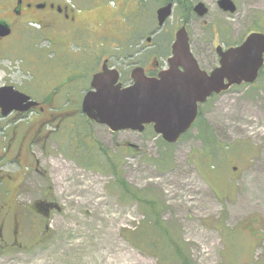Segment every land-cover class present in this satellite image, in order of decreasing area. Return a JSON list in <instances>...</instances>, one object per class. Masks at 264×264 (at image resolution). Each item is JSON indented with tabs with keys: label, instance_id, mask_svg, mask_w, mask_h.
<instances>
[{
	"label": "rangeland",
	"instance_id": "374dc122",
	"mask_svg": "<svg viewBox=\"0 0 264 264\" xmlns=\"http://www.w3.org/2000/svg\"><path fill=\"white\" fill-rule=\"evenodd\" d=\"M171 1L144 0L141 44L146 48L147 37L152 38L156 49H164L157 54L164 62L185 17L192 51L208 71L217 65L216 48L223 41L219 31L228 30L227 37L233 42L264 14V0H233L239 10L232 17L219 8V0H175L172 17L153 36L158 30L157 11ZM198 3L209 9L204 18L194 13L189 16V8ZM92 29L95 34L87 46L81 39L67 36L53 46L35 41L32 50L25 51L24 40L11 39L0 46V84L11 82L42 101L68 75L77 77L97 68L95 59L105 52L108 42L98 34L102 29ZM72 30L70 25L54 26L48 34H61L58 38L62 40ZM25 41L27 46L31 43L28 37ZM114 41L109 40L106 51L112 49L109 56L121 67L125 58L117 56L133 51L124 43L116 48L121 42ZM65 55L70 60L83 55L70 63L82 62L86 69L72 67L76 70L64 72ZM63 104L57 109L66 112L76 106ZM200 112L199 126L174 145L165 143L152 127L143 133H111L94 124L89 131L79 127L84 126L82 120L69 121L66 128L43 127L44 134L49 132L52 137L31 147L41 172L32 171L31 179L22 184L23 194L15 201L17 209H12L18 230L9 225L4 233L0 264H182L176 255L166 258L148 247V240H142L140 247L132 241L133 233L149 230L146 238H161L153 232L158 220L183 246L190 264H264V73L253 87L241 86L216 95ZM40 116L37 113L22 120L29 123L19 131L25 132L35 123L38 130ZM205 126L211 127L215 139L229 153L227 160L214 163L211 172L199 167L204 144L198 134ZM0 149L4 153L10 149L6 138L0 137ZM101 149L107 150V156ZM165 153L170 163L160 170L157 161ZM114 157L121 161L120 180L140 193L147 191L152 203L165 207L160 217L149 216L152 206L143 207L130 195L122 197L111 163L106 171L109 158L115 162ZM43 201L57 206L48 219L39 211H29L32 204ZM14 240L17 242L12 245ZM163 240L158 242L160 251L166 246Z\"/></svg>",
	"mask_w": 264,
	"mask_h": 264
},
{
	"label": "flooded vegetation",
	"instance_id": "af4514ba",
	"mask_svg": "<svg viewBox=\"0 0 264 264\" xmlns=\"http://www.w3.org/2000/svg\"><path fill=\"white\" fill-rule=\"evenodd\" d=\"M169 3H172L175 6L177 1L172 0ZM143 4L144 0H0V22H4L11 30L9 36L0 37V46H5L6 43L16 37L18 42L24 40L22 50L27 51L30 49L31 51L35 41L38 43L47 41L53 46L62 43L63 37L67 36L77 37L83 41L85 46H87V44H90L89 42L93 39L92 36L95 34V32L92 31V28H97L102 29L98 34L104 37L108 43H110L109 40L114 41V39H116L119 40V43L121 42V44L116 43V48L124 43L127 48H130L133 51L131 54L127 52L126 54L121 53L120 57L117 56L118 59L125 58V62L122 61V66L120 67L113 62V57L109 56L112 55V49L107 53L106 50H108V43H106V48L103 49L105 52H102V54L95 59V61H97V68L92 70L89 69L91 70L90 72L86 70L87 74H80L77 77L68 75L67 79L57 83V85L52 88V94L45 97L42 101L35 100L28 94L21 92L16 88V85H13L11 82H5L3 85L0 84V89L3 87H14L15 90L29 96L32 101L38 103V106L32 108L29 112H12L7 116L3 115L0 108V137L7 139L10 148L6 153L0 149V185L3 190V192L0 193L1 243L5 242L4 233L8 230L9 225L15 229H13L14 231L18 230L16 222L17 215H14V211L12 212V209H14L13 205H11V203H13L12 200L16 201L19 196L23 194V192L21 193V190L23 189L22 184L25 179H31L30 173H32V171L35 170V172H41L40 167H38L39 162L33 158L31 147L32 145L43 141L45 137H52L51 135L49 136V132H47V135L44 134L46 129L43 127L52 126L58 129L60 127L66 128L69 121L82 120L85 128L91 131V126L95 123L83 112L82 105L86 95L92 90L94 76L100 74L103 71L104 66L109 70H115L118 72L120 76L119 82L124 88L130 87L134 84L133 73L136 69H142L148 78H159L162 72L169 70L168 61L172 56V47L176 40L177 33L175 34L174 42L170 48V55L164 58L165 61L161 63L157 54L163 52L164 49L161 48V51L156 49V46L155 44H152V38L150 37H147L146 39L148 43L146 48L141 44L144 40L142 21L145 18V10ZM236 8L237 10L234 14L222 11L228 13L230 17H232L238 14L239 9L237 5ZM189 9V16H191L194 11L193 8L191 10V7ZM121 13H124L125 15L123 16ZM261 15L262 16L258 18L256 17V23L250 25L248 29L245 30L243 36L239 35L237 38H234L235 41L233 42L227 37L228 30L224 29L223 31H219L223 36V41H221V45H217L216 48L217 65L208 71L206 70L205 65H201L200 57L197 55V58L194 55L200 69L211 74L216 68L220 67L221 57L217 52L218 48H222L221 50L223 52H227L231 48L241 47V45L246 42L247 38L254 33L264 35V24H262V21H264V14ZM183 23L184 24L181 28L185 27L189 35L187 27L189 24L188 19L184 17ZM69 25L73 30L68 31L62 36V40L58 38L61 34L58 35L54 32L50 33V35L48 34L50 28L54 26H60L63 28L68 27ZM159 30L160 26L158 23V30H154L152 35L154 36ZM52 34L57 38H52ZM27 37L31 40V43L28 46L26 45L28 41H25ZM69 55L72 56L71 54ZM82 56L83 55L73 56L71 60L74 61V59H78L77 61H79ZM71 60L65 55V60L63 62V69H65L64 72L68 73L72 70L75 71L76 69H72V67L86 69L82 62L72 66L70 63ZM263 73L264 65L259 72L256 83L262 78ZM84 79L86 80V83L81 84L80 82ZM256 83L243 84L241 86L253 87ZM241 86H233L230 91L240 88ZM60 101L62 103L57 104ZM63 103H68V105L76 104V106L71 111L64 112L63 110L57 109V105H60L61 107ZM37 113L41 114L39 118L42 120L41 124L37 125L38 130L35 128V123L33 127L30 126V129H27L25 132H20L19 128L27 126L29 120L36 117ZM26 119H29L28 122H22V120ZM75 126L78 128L77 124ZM90 138L92 139V136H90ZM17 145H19L18 148ZM101 150V152L107 156V150ZM109 165L110 162L108 161L107 168ZM56 207L57 206L54 204L43 201L32 204L29 211H39L45 216V219H48L51 211H54ZM9 231H12V229ZM16 242L17 241L14 240L12 245Z\"/></svg>",
	"mask_w": 264,
	"mask_h": 264
},
{
	"label": "water",
	"instance_id": "95a60500",
	"mask_svg": "<svg viewBox=\"0 0 264 264\" xmlns=\"http://www.w3.org/2000/svg\"><path fill=\"white\" fill-rule=\"evenodd\" d=\"M219 7L234 14L232 0H220ZM173 4L158 10L159 26L163 27L172 15ZM194 12L199 18L208 14L205 4L199 3ZM10 27L0 22V37L9 36ZM150 41V40H149ZM220 67L211 74L202 71L191 52L186 28L176 34L169 59V70L159 78H148L142 69L133 73L134 84L123 88L119 74L104 66L94 76L92 90L83 102V112L96 124L106 126L113 133L144 132L152 125L157 135L168 144L177 143L188 133L200 114V106L213 95L228 92L233 86L254 84L264 65V35L254 33L239 48L223 52ZM227 81V83H226ZM38 103L14 87L0 89V108L4 116L12 112H29Z\"/></svg>",
	"mask_w": 264,
	"mask_h": 264
},
{
	"label": "trees",
	"instance_id": "16d2710c",
	"mask_svg": "<svg viewBox=\"0 0 264 264\" xmlns=\"http://www.w3.org/2000/svg\"><path fill=\"white\" fill-rule=\"evenodd\" d=\"M200 121H201V117L198 119V122L196 124L197 127L199 126ZM79 127L85 128V126H79ZM200 130L201 131L199 132L198 136H200V139L203 141L204 150L201 151L200 158L201 157L202 158H201V160L199 159L200 160L199 161V167L201 169H204L206 171L211 172L213 169L215 170V168H216L214 163H216L218 161L227 160L229 158V156H228L229 153L226 151L225 148L221 147L220 143L215 139L211 127L205 126V127L201 128ZM114 159H115L116 163L114 161H112L111 158H109V160H110L109 162L111 163L110 171L112 170V172L116 176L115 182L118 185V188H120V190H121L122 197L124 199H127L130 195V196L134 197V199H136L140 203H142L143 207H146V205L152 206V207H150L151 211H149V212L146 211V212L149 214V216L155 217V219L160 217L161 213L165 210V207L162 206V204L158 203L157 201L152 203L154 201V199H151V197H150L151 195L148 194L147 191H146V194L140 193L139 191L133 189L128 184H126L125 182L120 180V179H122V176H121V173L119 170V166H120L121 161H120V159L117 160L115 157H114ZM157 162H158L157 166L160 168V170H164L165 167L170 163L169 154L165 153V155H162V158L159 159ZM106 171H109V169L106 168ZM12 202L16 205L15 200H12ZM15 205H13L14 209L17 207V205L16 206ZM15 212H16V210H15ZM157 223L158 224H156L154 226L153 232H156V234L160 235L161 238H158V240H155V241H154V237H152V236H149L148 238H146L145 236H147L151 233L149 230L146 233H140V232L133 233L134 237H133L132 241L137 246L140 247V243L142 240H143V242L148 240L149 241L148 247L152 248L153 250H156V252L158 251V253L162 252V254L166 258H168L170 254H174L182 262V264H190L189 258L185 257L184 252H183L184 251L183 246L179 243V241L171 236L169 229H167L163 224H161L159 222V220L157 221ZM156 228H158L157 231L155 230ZM165 237L167 239H165V241H164L163 238H165ZM160 240L161 241L163 240V242H165V244H166L165 248L161 251L159 250V247H158V242ZM172 248L174 249V251L172 250ZM170 251H172L173 253H171Z\"/></svg>",
	"mask_w": 264,
	"mask_h": 264
}]
</instances>
